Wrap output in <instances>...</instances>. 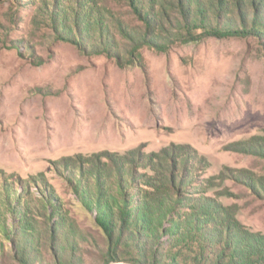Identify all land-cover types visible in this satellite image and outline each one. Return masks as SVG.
<instances>
[{
  "label": "rangeland",
  "instance_id": "374dc122",
  "mask_svg": "<svg viewBox=\"0 0 264 264\" xmlns=\"http://www.w3.org/2000/svg\"><path fill=\"white\" fill-rule=\"evenodd\" d=\"M177 1L159 44L134 40L159 0H0V264H154L111 247L115 200L157 258L264 264V36Z\"/></svg>",
  "mask_w": 264,
  "mask_h": 264
},
{
  "label": "trees",
  "instance_id": "16d2710c",
  "mask_svg": "<svg viewBox=\"0 0 264 264\" xmlns=\"http://www.w3.org/2000/svg\"><path fill=\"white\" fill-rule=\"evenodd\" d=\"M177 2V0H159L155 5L150 3V7L152 8L149 7L148 11L142 12V14L144 13L142 16L145 19L148 28L146 29V32L143 31L138 34L134 33L135 36L131 32L130 34L134 36V40L140 41L141 39H149L151 42H159V44H162L167 39V35H165L166 23L170 20L168 15L170 7L167 5L169 4L177 8ZM180 5V9H176L179 17H174L179 26L184 24L182 23L184 20V22L194 26L202 24L201 26L204 25L209 29L214 27L218 30H226V34L235 35L248 32L255 36H264V0H185L184 3L180 2ZM63 26V31L69 33L70 30L67 24L64 23ZM119 26L120 29L123 30L121 24H119ZM97 31L101 34L100 30ZM91 40V37H88L87 42H90L91 48L97 51L102 50L101 48L104 47L103 44L99 46L96 40H92L95 42H91ZM109 42L113 43L111 35ZM115 204L119 208L117 214H119L121 223L116 226L112 221L113 215L110 214L107 232L109 234V239L112 242L110 243L111 247L119 249L122 244L125 245L128 242L133 244L134 240L139 239L135 241V243H138L136 244V247L142 248L140 252H145L144 258L150 257V253L153 252L152 262L154 264L159 258L161 260L159 264H190L186 259H183L182 256L178 257L179 255L176 254L178 251H175V249H178L179 247L181 251H185L186 248L181 245L184 242H179L181 244L176 243L173 245V253L169 249V255L166 257L161 255L157 258V252L160 251L158 245L159 234L157 232L151 234L154 238L153 240L146 239L144 241L143 247L140 239L141 232L137 227L136 229H131L130 225L127 223L128 216L124 214L120 202L115 200ZM147 242L151 246H147ZM208 252L209 253L204 251L200 258L197 257V259H199V264H252L251 262L244 261L233 253H230L232 252L231 247L226 248L222 243L218 244L216 248H209ZM25 254L23 248V256H25ZM180 258L182 262H180Z\"/></svg>",
  "mask_w": 264,
  "mask_h": 264
},
{
  "label": "bare ground",
  "instance_id": "6f19581e",
  "mask_svg": "<svg viewBox=\"0 0 264 264\" xmlns=\"http://www.w3.org/2000/svg\"><path fill=\"white\" fill-rule=\"evenodd\" d=\"M68 120V119H67ZM68 121H70V120H68Z\"/></svg>",
  "mask_w": 264,
  "mask_h": 264
}]
</instances>
